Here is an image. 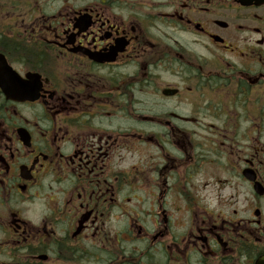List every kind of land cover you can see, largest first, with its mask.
<instances>
[{
    "label": "flooded vegetation",
    "instance_id": "af4514ba",
    "mask_svg": "<svg viewBox=\"0 0 264 264\" xmlns=\"http://www.w3.org/2000/svg\"><path fill=\"white\" fill-rule=\"evenodd\" d=\"M0 264H264V0H0Z\"/></svg>",
    "mask_w": 264,
    "mask_h": 264
}]
</instances>
